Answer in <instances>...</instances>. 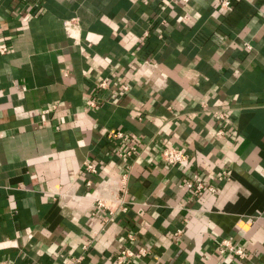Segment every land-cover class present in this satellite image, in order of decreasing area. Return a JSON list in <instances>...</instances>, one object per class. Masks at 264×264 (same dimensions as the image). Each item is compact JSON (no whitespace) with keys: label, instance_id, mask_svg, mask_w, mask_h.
Listing matches in <instances>:
<instances>
[{"label":"crops","instance_id":"1","mask_svg":"<svg viewBox=\"0 0 264 264\" xmlns=\"http://www.w3.org/2000/svg\"><path fill=\"white\" fill-rule=\"evenodd\" d=\"M263 8L0 0V264H264Z\"/></svg>","mask_w":264,"mask_h":264},{"label":"built area","instance_id":"2","mask_svg":"<svg viewBox=\"0 0 264 264\" xmlns=\"http://www.w3.org/2000/svg\"><path fill=\"white\" fill-rule=\"evenodd\" d=\"M219 2L222 6H227L229 4V0H219ZM263 13H264V8H263ZM65 26H66L67 30L70 29L71 19H69L65 22ZM104 85H105V82H102L101 86H104ZM121 88L124 91H126L128 89V85L122 84ZM91 105L92 106L94 105V101L91 102ZM224 132L225 131L223 129H219L216 133L218 135H220V134H223ZM113 135L116 138H118L120 141L126 143V147L124 149H119L117 151V154L119 156L126 158V157H129L131 155L138 154L140 152V144L137 143L135 137L133 135H131L130 133L118 130ZM159 154H160V158L168 165H181L187 160V154L185 153V151L179 147H176V146L167 145L160 150ZM84 167L89 171H95L96 170L94 164L89 160L84 163ZM224 174H226V173L224 172ZM121 179L123 181H122V184L120 185L119 190L125 191V187H126L125 177L122 176ZM87 184L90 185V181H87ZM187 186L188 187H195L196 190H199L200 188L203 187V183L199 181L196 185H194L193 182L188 181ZM207 189L211 192L216 191V187L211 186V185L208 186ZM102 190H104V189H102L100 186V187L95 188L91 192V193L95 194V196H94L95 203H96L95 205L99 209H107L108 213L110 215V219H112L111 214L113 213V211L111 210L110 207L113 206L114 204L119 203L121 201V199H119L117 197V194L115 195V199H113V198L112 199H109V198L104 199L100 193ZM88 194H90V192H87L83 196H87ZM83 196L72 195V198L83 197ZM217 251L219 253L233 254L239 258H244L247 255L246 251L244 250V248L242 246L233 244V242L230 239H223L219 243V245L217 247ZM137 253L143 254L144 250L139 249L137 251ZM134 254H136V251H132V250H129L127 248H124L116 255L115 263L116 264H123L124 257L134 256Z\"/></svg>","mask_w":264,"mask_h":264},{"label":"bare ground","instance_id":"3","mask_svg":"<svg viewBox=\"0 0 264 264\" xmlns=\"http://www.w3.org/2000/svg\"><path fill=\"white\" fill-rule=\"evenodd\" d=\"M94 196H95L94 193H90V194H88V195L85 196V197H87V198H89L90 200H92V199L94 198Z\"/></svg>","mask_w":264,"mask_h":264}]
</instances>
